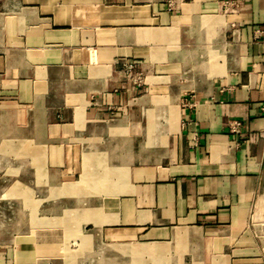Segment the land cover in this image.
<instances>
[{"label":"crops","instance_id":"obj_1","mask_svg":"<svg viewBox=\"0 0 264 264\" xmlns=\"http://www.w3.org/2000/svg\"><path fill=\"white\" fill-rule=\"evenodd\" d=\"M0 220V264H264V0H0Z\"/></svg>","mask_w":264,"mask_h":264},{"label":"built area","instance_id":"obj_2","mask_svg":"<svg viewBox=\"0 0 264 264\" xmlns=\"http://www.w3.org/2000/svg\"><path fill=\"white\" fill-rule=\"evenodd\" d=\"M170 5L172 6V3H170ZM259 35L261 36V34L263 33V31L260 29L258 31ZM136 64L135 63H128L126 65V73L128 74V76L134 78V70H135ZM136 80H138V82H141V77L137 76ZM241 127H242V122L239 120H235L233 122H231L230 124V129L232 132L234 133H239L241 131Z\"/></svg>","mask_w":264,"mask_h":264},{"label":"rangeland","instance_id":"obj_3","mask_svg":"<svg viewBox=\"0 0 264 264\" xmlns=\"http://www.w3.org/2000/svg\"><path fill=\"white\" fill-rule=\"evenodd\" d=\"M2 220H0V228H1V226H2V222H1Z\"/></svg>","mask_w":264,"mask_h":264}]
</instances>
